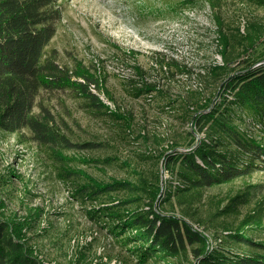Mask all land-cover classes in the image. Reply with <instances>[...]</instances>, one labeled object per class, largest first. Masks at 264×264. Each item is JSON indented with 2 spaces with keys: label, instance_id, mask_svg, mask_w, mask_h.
I'll return each mask as SVG.
<instances>
[{
  "label": "trees",
  "instance_id": "trees-1",
  "mask_svg": "<svg viewBox=\"0 0 264 264\" xmlns=\"http://www.w3.org/2000/svg\"><path fill=\"white\" fill-rule=\"evenodd\" d=\"M57 1L0 0V132L17 135L19 142L26 137L40 149L58 179L72 182L76 201L91 206L86 217L99 223L112 244L126 252L130 264H264V241H255L250 233L260 227L259 204L237 225L223 220L239 204L250 203L261 186L245 185L222 207L207 212L200 208L208 190L264 171V53L254 56L258 45L264 47V24L248 23L245 34L226 29L216 11L230 0H157L167 7L164 17L170 19L203 5L214 10L221 63L207 65L203 76L216 88L209 98L185 108L190 126L187 147L175 149L173 144L156 157L165 181L160 184L158 168H131L129 179L99 181L73 165L114 160L69 156V150L96 144L72 142L50 114L39 118L32 110L40 92L58 88L72 89L89 106L102 108L86 85L72 79L85 77L81 70L60 67L55 52L48 50L62 17L63 2ZM232 1L264 10V0ZM164 64L160 59L159 67ZM132 68L134 97L143 95L150 102L162 94L145 71ZM172 104L167 102L165 108L170 110ZM0 183L2 188L12 182L4 177ZM5 209L6 201L0 197V264H40L25 234L35 229L40 210L28 209L19 216ZM191 224L210 232L214 243ZM238 246L246 250H237Z\"/></svg>",
  "mask_w": 264,
  "mask_h": 264
},
{
  "label": "rangeland",
  "instance_id": "rangeland-1",
  "mask_svg": "<svg viewBox=\"0 0 264 264\" xmlns=\"http://www.w3.org/2000/svg\"><path fill=\"white\" fill-rule=\"evenodd\" d=\"M62 2V17L48 50L55 52L60 67L81 70L85 77L72 79L86 85L102 108L89 106L72 89L58 88L40 92L33 113L39 118L50 114L76 144H96L69 150V156L114 160L109 164H72L96 180L129 179L131 168H158L161 184L164 170L156 157L173 144L175 149L187 147L190 126L185 108L209 98L216 88L203 76L207 65L221 63L215 46L214 10L203 5L170 19L164 17L167 7L157 0ZM159 9L163 11L157 15ZM216 12L232 32L238 29L245 34L246 25L253 21L264 24V10L237 1H227ZM263 53V44L258 45L254 56ZM160 59L165 62L163 68ZM134 65L159 84L162 94L150 102L143 95L134 97ZM167 102H173L170 110L165 108ZM22 132L29 136L27 130ZM17 138L0 132V178L12 182L0 188V197L6 201L5 210L19 216H25L28 209L40 210L35 229L24 230L40 264H130L126 252L112 244L99 223L86 217L91 206L76 201L72 182L58 179L52 162L34 143L26 137L23 142ZM11 172L15 177H10ZM245 185L261 188L250 203L239 204L223 220L237 225L258 207L260 227L250 233L254 232L255 241H264V171L208 190L200 208L207 212L222 207ZM8 190L10 194H4ZM192 228L208 243L213 242L210 232L196 224ZM236 249L246 250L241 246Z\"/></svg>",
  "mask_w": 264,
  "mask_h": 264
}]
</instances>
